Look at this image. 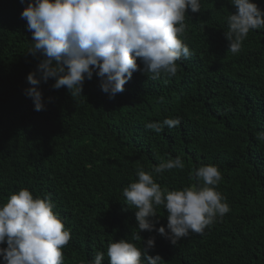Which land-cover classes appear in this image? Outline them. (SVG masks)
Segmentation results:
<instances>
[{"label":"trees","instance_id":"obj_1","mask_svg":"<svg viewBox=\"0 0 264 264\" xmlns=\"http://www.w3.org/2000/svg\"><path fill=\"white\" fill-rule=\"evenodd\" d=\"M253 2L264 10V0ZM27 3L0 0V203L21 188L48 194L71 232L63 264H88L97 252L109 264L110 241L143 247L151 237L149 255L159 254L160 264H264V29L251 30L233 54L224 32L235 7L202 0L200 12H186L181 38L192 55L177 61L174 77L135 72L113 99L95 73L74 98L50 78L39 85L46 107L37 112L25 90L44 57L28 51L32 33L20 15ZM175 117L181 123L160 133L145 128ZM177 156L183 169L154 174L161 188L193 186L195 169L216 165V190L230 211L173 245L155 230L166 228L168 215L157 206L154 230L135 240V208L123 188L138 179V167L151 171Z\"/></svg>","mask_w":264,"mask_h":264},{"label":"clouds","instance_id":"obj_2","mask_svg":"<svg viewBox=\"0 0 264 264\" xmlns=\"http://www.w3.org/2000/svg\"><path fill=\"white\" fill-rule=\"evenodd\" d=\"M229 2L235 12L227 16L224 36L228 51L237 54L251 30L264 29V10L253 0ZM201 7L202 0H28L20 14L32 33L28 51L44 58L37 69L40 76L28 74L31 87L25 95L39 112L46 107L39 85L50 78L55 80L54 89L66 87L74 98L81 96L85 79L91 80L95 73L101 90L113 99L135 72L152 80L174 77L177 61L192 55L181 38L187 27L186 12H200ZM180 123L179 117L165 118L148 122L145 128L160 133L165 126ZM258 139H264V133H259ZM184 166L177 156L151 171L138 167V179L123 188L127 204L135 208L139 230L135 240H141L140 231L154 230L157 206L167 211V231L165 226L155 230L173 245L190 232L202 234L218 216L230 211L226 197L216 190L222 180L216 165L199 166L194 170L197 183L182 189H162L154 179V174ZM54 207L48 194L34 197L28 188L0 203V245H7L0 247V264H63L62 249L71 232ZM154 247V237L143 247L126 239L110 241L109 264H160L163 258L159 254L149 255ZM103 258L104 253L97 252L88 264H102Z\"/></svg>","mask_w":264,"mask_h":264}]
</instances>
